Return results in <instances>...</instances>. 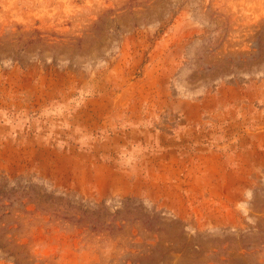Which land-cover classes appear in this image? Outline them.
Returning <instances> with one entry per match:
<instances>
[{
  "label": "rangeland",
  "instance_id": "rangeland-1",
  "mask_svg": "<svg viewBox=\"0 0 264 264\" xmlns=\"http://www.w3.org/2000/svg\"><path fill=\"white\" fill-rule=\"evenodd\" d=\"M0 264H264V0H0Z\"/></svg>",
  "mask_w": 264,
  "mask_h": 264
}]
</instances>
